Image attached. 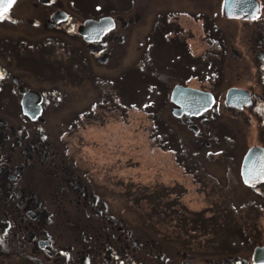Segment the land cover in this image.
Segmentation results:
<instances>
[{"label":"flooded vegetation","instance_id":"flooded-vegetation-1","mask_svg":"<svg viewBox=\"0 0 264 264\" xmlns=\"http://www.w3.org/2000/svg\"><path fill=\"white\" fill-rule=\"evenodd\" d=\"M126 1L127 9L100 0H16L0 19V264H264V222L248 217L237 224L232 218L236 210H244L245 216L264 211V0ZM152 8L155 14L149 15ZM27 9L33 14H21ZM121 10L135 14L126 16ZM143 23L144 30H138ZM160 27L162 38L177 44L172 53L192 58L191 69L169 83L163 100L198 135L196 148L168 143L176 152L175 162L195 179L196 153L220 159L235 192L241 187V197H247L216 204L215 209H224L209 217L193 212L188 223L192 231L220 214L213 221L219 237L195 239L191 249L170 245L183 244L181 238H142L114 200L104 197L102 186L63 154L56 139L60 123L98 118L139 102L135 83L125 97L118 78L125 71L135 77L136 67L143 64L139 60L158 49ZM195 40L207 45L204 53H195ZM135 52L142 54L137 62ZM124 54L133 55L126 68L119 64ZM195 58L209 69L196 70ZM147 68L144 63L138 69L145 74ZM200 77L208 84L191 83ZM144 84L152 94L153 85ZM177 85L200 91L202 100L195 98L194 111L175 100ZM77 86L79 94L71 89ZM73 92L81 105L70 111ZM156 100H142L143 111L161 108ZM205 126L211 139L199 134ZM201 170L206 172L205 165ZM212 175L225 188L231 186ZM177 185L180 190L165 187L164 196L182 199ZM221 194L218 190L216 196ZM177 202L181 204L174 201L172 206ZM73 210L83 220L78 223L82 249L75 254L70 243L77 239L70 233L76 225L71 223ZM226 223L232 228H225ZM61 226L69 230V245L61 241ZM230 230L243 237L232 238ZM163 244L166 248H159Z\"/></svg>","mask_w":264,"mask_h":264},{"label":"rangeland","instance_id":"rangeland-1","mask_svg":"<svg viewBox=\"0 0 264 264\" xmlns=\"http://www.w3.org/2000/svg\"><path fill=\"white\" fill-rule=\"evenodd\" d=\"M82 1V0H81ZM93 1V0H84ZM98 1V0H95ZM104 4L112 3L119 5L121 9H127L125 6L126 0H100ZM138 6L136 9H140ZM22 9V7H21ZM19 10V9H18ZM33 10V9H32ZM156 8L148 11L149 15L155 14ZM196 12V10H195ZM21 14H33L30 9ZM121 14L126 16L134 15L133 10L130 12L121 10ZM199 20L195 18V25ZM144 23L140 25L138 30H144ZM22 29L19 28L20 31ZM164 27L159 28V33L155 41V47L151 49L148 59L139 61L148 64L145 69L146 73L143 74L138 68H142L143 64L136 67V74L134 78L129 76V71L118 78L120 80L119 88L123 90V95L126 97L128 88L131 83H135V96L134 99L139 102L135 106L121 107L116 110H111L106 115H101L98 118L79 119L68 122L60 123L56 128V139L63 144V154L77 163V166L84 169L89 176L87 179L93 181L97 185L102 186L104 197L115 206L120 207V211L127 217L133 227L138 229L142 238H156V239H170L171 241L181 238L185 242L183 244H170L172 247H184L191 249L194 246V240L206 238L219 237L213 226L215 217L207 219V226L198 228V231H192L191 216L193 212L203 213L205 217H209L212 212H218L224 209L220 207L215 209V205L224 203L230 198H233L237 203L241 202L243 198L240 195L241 187L234 190L235 183L231 182L232 177L225 174V169L220 159L217 161L215 157H205L203 154H195V179L193 173H187L186 168L177 159L176 152L170 149L168 143H187L189 148L192 149L197 142H199L193 135V130L188 128L187 125L182 124L177 120L170 109L171 104L165 103V91L172 83L179 78H183L187 73V69H191L192 58L188 53H183L181 56L172 53L173 48L177 46L175 43L162 38L161 33ZM199 31L197 36H201ZM207 47L201 40H195V53L197 55L204 53L203 49ZM142 54L134 53L135 62ZM133 55H121L119 64L124 66L128 64L129 59ZM75 57H72V61ZM73 63V62H70ZM76 63V62H74ZM203 68V69H202ZM196 70H207V62L195 58ZM208 74L207 71L204 72ZM140 75H143L140 79ZM195 78L191 80L193 84H208V79ZM146 83H151V90H149ZM76 94H79L80 86L72 87ZM159 90V91H158ZM149 92V94H148ZM144 94V95H143ZM144 96V97H143ZM73 97L78 100L68 105L69 110L76 106L81 105L79 98L73 92ZM156 100V105L161 108H152L148 114L143 111L142 100ZM133 107V108H132ZM152 114V115H151ZM74 123V124H71ZM205 126L201 131L200 136H206L211 139V133ZM173 144V145H175ZM176 146V145H175ZM66 149V150H65ZM183 151V150H182ZM69 154V156L67 155ZM205 171H197L203 168ZM209 171V172H208ZM213 174L218 176L221 181H229L231 186L225 188ZM93 175L94 181L90 177ZM183 190L182 199H178L175 195L165 197L164 188L172 187L173 191ZM153 190L162 191L159 193H152ZM222 191L220 198L216 193ZM164 196V197H161ZM174 201H181V204ZM214 204V205H213ZM181 205V206H179ZM172 206V208H170ZM74 209L75 203L71 204ZM239 208L241 205L238 206ZM204 208L202 211L201 209ZM172 210L173 212H170ZM71 223L76 224L70 229L71 235H76L77 239L75 246V238H70L72 254L79 253L82 247L79 248L78 239H82L79 233L82 228L78 225L83 222L81 214L73 210ZM242 210L232 215L233 221L237 224L240 218L245 220L248 217L258 218L257 222H264V211L261 215L249 214L245 216ZM181 218V219H180ZM188 218V219H187ZM85 220V219H84ZM195 220V219H194ZM64 222V221H63ZM86 221H84L85 223ZM190 222V224H188ZM210 226L213 229H210ZM225 228L231 229L229 223L225 224ZM60 232L63 234V243L69 245L68 237L69 230L65 231V227L61 226ZM230 234L234 237H243L242 232L231 231ZM230 238V236H226ZM264 239V237H263ZM166 246V244L159 245ZM157 249L156 246H153ZM79 248V249H78ZM166 248V247H164ZM174 255L177 251L174 250ZM80 264L79 262H75Z\"/></svg>","mask_w":264,"mask_h":264},{"label":"water","instance_id":"water-1","mask_svg":"<svg viewBox=\"0 0 264 264\" xmlns=\"http://www.w3.org/2000/svg\"><path fill=\"white\" fill-rule=\"evenodd\" d=\"M173 95L175 100L184 107V110L189 112L194 111L195 109V98L198 102L202 100L199 90L183 85H177L173 91Z\"/></svg>","mask_w":264,"mask_h":264},{"label":"snow or ice","instance_id":"snow-or-ice-1","mask_svg":"<svg viewBox=\"0 0 264 264\" xmlns=\"http://www.w3.org/2000/svg\"><path fill=\"white\" fill-rule=\"evenodd\" d=\"M16 0H0V19H4Z\"/></svg>","mask_w":264,"mask_h":264},{"label":"trees","instance_id":"trees-1","mask_svg":"<svg viewBox=\"0 0 264 264\" xmlns=\"http://www.w3.org/2000/svg\"><path fill=\"white\" fill-rule=\"evenodd\" d=\"M180 56H181V55H180ZM120 91H123V90L120 89ZM136 103H137V102H136ZM143 105H144V104H143ZM143 105H142V106H143Z\"/></svg>","mask_w":264,"mask_h":264}]
</instances>
